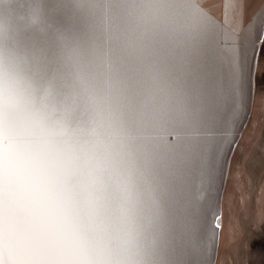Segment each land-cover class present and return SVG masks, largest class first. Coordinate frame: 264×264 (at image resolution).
Returning a JSON list of instances; mask_svg holds the SVG:
<instances>
[{
    "label": "clouds",
    "instance_id": "9594fccd",
    "mask_svg": "<svg viewBox=\"0 0 264 264\" xmlns=\"http://www.w3.org/2000/svg\"><path fill=\"white\" fill-rule=\"evenodd\" d=\"M202 5L0 0V264H206L231 113Z\"/></svg>",
    "mask_w": 264,
    "mask_h": 264
},
{
    "label": "bare ground",
    "instance_id": "6f19581e",
    "mask_svg": "<svg viewBox=\"0 0 264 264\" xmlns=\"http://www.w3.org/2000/svg\"><path fill=\"white\" fill-rule=\"evenodd\" d=\"M209 1L203 0L202 6H208ZM229 3H234V8L227 13L228 23L232 24V29L237 33L241 32V27L245 29L255 19L261 8L264 10V0H229ZM238 12L241 15L237 16ZM209 14L216 19L220 18L216 11ZM221 17L225 19V15ZM260 49L259 63L264 62V48ZM260 69L259 67L258 70ZM256 74L255 91L251 99L252 118L250 117V125L247 126L252 132L251 139L243 145L242 153H238L242 156L244 167L238 169L233 166L232 175L227 178L221 198L220 244L226 246L227 251L221 246L222 251L218 250L216 255V264H264V180L258 179L257 175L251 174L247 169L248 159L258 161L264 155V131L260 127V122L264 121V111L261 107V97L264 96V71H258ZM252 226L256 229L252 230ZM257 228L260 231H256Z\"/></svg>",
    "mask_w": 264,
    "mask_h": 264
},
{
    "label": "snow or ice",
    "instance_id": "6c2138e0",
    "mask_svg": "<svg viewBox=\"0 0 264 264\" xmlns=\"http://www.w3.org/2000/svg\"><path fill=\"white\" fill-rule=\"evenodd\" d=\"M225 8H234L232 3ZM241 13H237V16ZM208 19L217 27L220 34L225 38L228 46V70L230 83V106L231 115L225 123L226 138L210 148L205 158L207 180L214 190L213 206L210 209L208 222L211 228L213 243L209 246L204 259L206 264H216L215 245L218 244L219 232L222 229V208L219 201L220 190L226 183V179L232 175L233 166L243 168L244 162L241 155L230 160L229 153L237 149V134L240 132L245 112L248 109V98L252 90L253 72L256 68L254 54L259 48H264V10L259 12L255 19L240 33L230 29L227 17L221 23L208 12ZM264 60V58H262ZM264 71V67H261ZM261 107L264 111V96L261 97ZM261 130L264 131V121L260 122ZM246 159V158H244ZM247 169L257 175L258 179L264 180V155L260 159H248ZM219 209V211H217ZM211 216V218H209Z\"/></svg>",
    "mask_w": 264,
    "mask_h": 264
},
{
    "label": "rangeland",
    "instance_id": "374dc122",
    "mask_svg": "<svg viewBox=\"0 0 264 264\" xmlns=\"http://www.w3.org/2000/svg\"><path fill=\"white\" fill-rule=\"evenodd\" d=\"M209 7L207 6V5H205V6H203L204 8H205V10H207V11H209V12H211V11H216V15L217 16H220V18L219 17H217V20L218 21H220L221 23H224V21H225V19H223V17H221V15L222 16H224L225 15V17L224 18H226L228 15H227V13L229 12V11H231V9H229V8H225V5L226 4H228L229 3V0H210L209 1ZM223 4V5H222ZM232 4H234V3H232ZM222 5V6H221ZM264 5V4H263ZM206 7H208V8H206ZM222 7V8H221ZM262 9L263 8H261L260 9V12L262 11ZM219 11V12H218ZM222 13V14H221ZM229 17V16H228ZM222 18V19H221ZM229 19V18H228ZM231 25V26H230ZM227 26L230 28V29H232L233 28V26H232V24H230V23H228L227 24ZM240 30H241V32L244 30V28L243 27H241L240 28ZM260 53H261V49L258 47V49H257V51L255 52V54H254V61H255V64H256V68H255V70H254V72H253V83H252V90H251V92H250V94H249V98H248V109H247V111L245 112V115H244V119H243V121H242V124H241V128H240V132L237 134V137H236V140H237V149L235 150V151H233V152H230L229 153V159L230 160H232V159H234L235 157L234 156H236V155H241V154H238V153H242V147H243V145H245V143L246 142H248V140H250L251 139V136H250V134L252 133L251 132V130H248V125H250V124H248V122L251 120V118H252V103H251V99H252V96H253V94H254V91H255V77H256V73L258 72V71H262L261 69L260 70H258L259 69V67L261 68V67H263L264 66V62H261L260 61V63H259V61H258V57L260 56ZM260 65V66H259ZM263 65V66H262ZM259 66V67H258ZM251 117V118H250ZM248 126V127H247ZM247 127V128H246ZM247 132L249 133V134H247ZM242 138H244L245 139V141H244V139H243V142L244 143H242L241 142V140H242ZM239 142H240V144H241V146H240V144H239ZM240 146V147H239ZM239 148H241V150H239ZM236 154V155H235ZM235 167V166H234ZM229 178V177H228ZM228 179H226V181H227ZM226 184V183H225ZM223 185V187L221 188V190H220V195H219V201H220V205L222 206V197H223V192H224V186H226V185ZM222 208V207H221ZM217 211H219V209L217 210ZM209 218H211V216L209 217ZM252 230H254V229H256V227H254V226H252V228H251ZM259 228H257V230L256 231H260V230H258ZM228 243H229V241H228ZM219 244H220V232H219V237H218V244L217 245H215V256H214V259H216V255H217V253H218V250L220 251L222 248H224L223 250L224 251H227V248H226V246H224L223 247V245H221L220 244V246H219ZM221 246H222V248H221ZM226 249V250H225ZM222 251V250H221Z\"/></svg>",
    "mask_w": 264,
    "mask_h": 264
}]
</instances>
